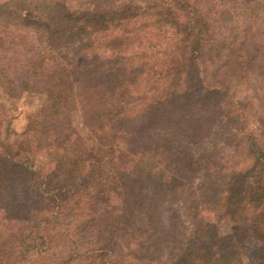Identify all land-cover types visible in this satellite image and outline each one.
I'll use <instances>...</instances> for the list:
<instances>
[{
    "label": "trees",
    "instance_id": "1",
    "mask_svg": "<svg viewBox=\"0 0 264 264\" xmlns=\"http://www.w3.org/2000/svg\"><path fill=\"white\" fill-rule=\"evenodd\" d=\"M24 92L0 264H264V0H0V125Z\"/></svg>",
    "mask_w": 264,
    "mask_h": 264
},
{
    "label": "rangeland",
    "instance_id": "2",
    "mask_svg": "<svg viewBox=\"0 0 264 264\" xmlns=\"http://www.w3.org/2000/svg\"><path fill=\"white\" fill-rule=\"evenodd\" d=\"M138 4H146L151 0H133ZM82 75L81 70L76 68L74 70V80L79 83L81 81ZM8 106H12L13 111H11L12 120L10 122V126L6 127L5 124L0 125V137L5 138L6 136H10L14 131H17L23 127L27 120L28 113L35 111L41 102V96L32 93V92H24L19 97L14 98L12 103L8 100H3ZM14 115V117H13ZM73 122L75 126L79 129L82 128L81 116L78 114L73 115ZM53 158L44 157L39 160L40 167H46L49 164L53 163ZM251 189V186L248 187V190ZM256 249V245L253 241L248 242V250L250 253L249 261L253 263L252 254Z\"/></svg>",
    "mask_w": 264,
    "mask_h": 264
}]
</instances>
